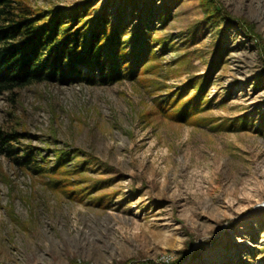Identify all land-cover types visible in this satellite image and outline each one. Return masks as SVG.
<instances>
[{"label": "rangeland", "instance_id": "374dc122", "mask_svg": "<svg viewBox=\"0 0 264 264\" xmlns=\"http://www.w3.org/2000/svg\"><path fill=\"white\" fill-rule=\"evenodd\" d=\"M216 1L25 0L150 13L156 54L135 79L0 94L20 145L80 170L69 195L0 157V264H264V0ZM180 91L203 93L194 121L157 106Z\"/></svg>", "mask_w": 264, "mask_h": 264}, {"label": "trees", "instance_id": "16d2710c", "mask_svg": "<svg viewBox=\"0 0 264 264\" xmlns=\"http://www.w3.org/2000/svg\"><path fill=\"white\" fill-rule=\"evenodd\" d=\"M201 3L208 16L223 11L216 0ZM88 6L43 10L30 7L25 0H0V94L19 96L23 86L40 82L114 83L147 72L156 54L151 14L130 29L121 15L114 20L107 9L92 14ZM238 22L247 33H254L244 19ZM186 94L170 95L157 101V106L176 120L194 121L203 93L182 100ZM18 136L17 130L0 124V157H7L17 168L48 177L45 182L50 187L76 195L78 190L69 177L80 170L72 172L68 167L70 153L56 151V162L49 167L39 162L33 149L20 145ZM0 176L7 179L1 160Z\"/></svg>", "mask_w": 264, "mask_h": 264}]
</instances>
